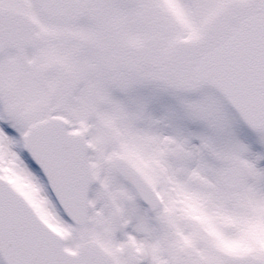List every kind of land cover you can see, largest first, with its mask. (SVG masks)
Instances as JSON below:
<instances>
[{
  "label": "snow or ice",
  "instance_id": "6c2138e0",
  "mask_svg": "<svg viewBox=\"0 0 264 264\" xmlns=\"http://www.w3.org/2000/svg\"><path fill=\"white\" fill-rule=\"evenodd\" d=\"M0 264H264V0H0Z\"/></svg>",
  "mask_w": 264,
  "mask_h": 264
}]
</instances>
